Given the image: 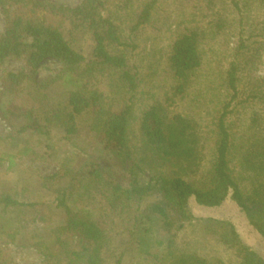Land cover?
Masks as SVG:
<instances>
[{"label":"rangeland","instance_id":"374dc122","mask_svg":"<svg viewBox=\"0 0 264 264\" xmlns=\"http://www.w3.org/2000/svg\"><path fill=\"white\" fill-rule=\"evenodd\" d=\"M52 1L75 7L84 0ZM238 1L242 13L233 0H159L152 20L133 31L142 0H105V15L116 23L123 41L132 43L112 50L125 53L131 70L138 74L130 128V143L135 147L142 143L139 121L143 111L172 93L175 80L168 67V56L175 38L191 27L205 32L201 45L203 65L186 95L176 98L170 107L172 113H182L198 123L206 145L203 166L197 176L185 174L177 163L163 167L166 173L183 174L195 183L215 163L216 125L227 103H231L226 120L232 133V163L244 187L248 171L242 166L243 154L255 133L254 117H260L264 132V7L258 0ZM219 18L227 22L222 31L215 28ZM5 30L6 19L0 10V33ZM63 30L76 50L88 59L93 57L95 41L90 31L72 30L69 22L64 23ZM233 63L238 76L236 96L228 77ZM23 68L26 62L22 59L10 58L0 64V195L10 194L24 203L7 209L0 204V264H67L66 250L80 243L77 235L64 230L67 212L58 206L60 188L68 186L72 188L67 198L69 205L90 211L106 231L102 250L104 264H161L142 253L135 220L130 215L113 208L98 191L83 195L79 186L73 185L74 176L89 168L92 162H99L114 176L124 177L123 167L114 153L105 148L102 136L91 129L94 112L79 115V134L67 138L54 119L46 120L51 117L44 106L46 101L38 100L45 89L34 98V86L26 83L14 94H2L4 73ZM60 70L62 65L57 59H46L38 68L36 79L47 81ZM93 87L103 92L106 107L113 112L122 111L129 102L131 94L116 73H99ZM33 105L35 118L46 126L45 133L22 129L28 120L9 112ZM25 146L36 153L18 157L16 164L8 168L7 157L2 158L4 153ZM140 182L149 183V174H144ZM159 198L158 192L149 196L142 203L141 211ZM191 208L195 219L176 232L178 249L223 259L227 264H242L236 251L221 240V233L234 225L243 239L264 257V238L248 223L233 199L228 197L219 207H203L193 200ZM146 224L151 225V230L144 236L152 243L157 238L167 239L168 233L156 219ZM160 251L164 253L163 248Z\"/></svg>","mask_w":264,"mask_h":264},{"label":"trees","instance_id":"16d2710c","mask_svg":"<svg viewBox=\"0 0 264 264\" xmlns=\"http://www.w3.org/2000/svg\"><path fill=\"white\" fill-rule=\"evenodd\" d=\"M258 1L264 7V0ZM158 3L159 0H142L133 31L152 20ZM233 4L243 12L238 0H233ZM0 10L6 19V30L0 33V64L10 58L26 62V68L4 73L2 94H14L26 83L34 86V98L45 89L38 100L46 101V112L51 115L46 120L54 119L69 139L79 134L78 116L87 111L94 112L91 129L102 136L105 148L114 153L123 167L124 177L114 176L99 162H92L89 168L74 176L73 185H78L83 195L98 191L113 208L130 215L135 220L136 237L143 254L161 264H227L223 259H210L176 247V232L195 219L191 208L193 200L203 207H219L230 197L248 223L264 238V132L260 117L252 119L255 133L243 154L242 166L248 171L245 187L232 163V133L226 120L231 103L225 105L216 125L215 163L200 182L163 170L168 163H177L185 174L197 176L205 159V139L196 120L170 111L176 98L186 95L203 65L201 45L205 32L201 28L191 27L175 38L168 56V67L175 80L172 93L143 111L139 121L142 143L135 147L130 143V128L133 99L139 86L138 74L131 70L125 53L112 50L132 43L123 41L116 23L105 15V0H84L75 7L52 0H0ZM65 22L72 25V30L85 28L91 32L95 41L92 58L88 59L73 47L63 30ZM226 23L225 19L219 18L215 28L222 31L227 27ZM49 58L57 59L62 70L40 82L36 79L37 70ZM103 72L116 73L131 94L122 111L108 109L103 92L93 87L94 79ZM228 77L236 96V64H232ZM33 111L34 105L19 112H9L28 120L22 129L32 128L45 133L46 126L35 118ZM29 153L36 152L25 146L20 154ZM144 174H149V183L140 182ZM69 191H72L70 186L60 188L58 206L67 212L64 230L77 235L80 243L66 250L67 264H104L102 250L106 231L90 211L73 209L69 205ZM155 192L160 198L141 211L142 203ZM0 204L7 209L24 203L10 194H1ZM154 219L163 226L168 237L157 238L152 243L144 234L151 230V225L146 222ZM221 240L236 251L242 264H264V257L243 239L234 225L221 233Z\"/></svg>","mask_w":264,"mask_h":264},{"label":"crops","instance_id":"0c3cea01","mask_svg":"<svg viewBox=\"0 0 264 264\" xmlns=\"http://www.w3.org/2000/svg\"><path fill=\"white\" fill-rule=\"evenodd\" d=\"M31 148V147H30ZM24 149V148H23ZM21 150H16V151H10V153H4L2 158H6L8 159V168H11L13 165L16 164V161H18V157L23 156L21 155ZM31 153H29L28 155H30ZM28 155H24V156H28ZM6 156V157H5Z\"/></svg>","mask_w":264,"mask_h":264}]
</instances>
